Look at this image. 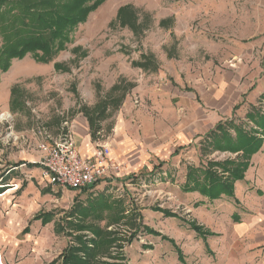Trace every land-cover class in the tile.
I'll use <instances>...</instances> for the list:
<instances>
[{
	"label": "rangeland",
	"instance_id": "374dc122",
	"mask_svg": "<svg viewBox=\"0 0 264 264\" xmlns=\"http://www.w3.org/2000/svg\"><path fill=\"white\" fill-rule=\"evenodd\" d=\"M7 10L4 5L0 15L11 20ZM1 38L0 34V47ZM59 44L62 41L55 43L59 50L48 63L28 54L24 61L11 62V70L23 68L21 73L16 69L8 72L10 67L0 71V86L5 79L17 77L10 110L0 107L4 119L0 149L6 153L5 160L3 155L0 159L6 164L41 165V145L37 147L41 134L60 136L79 122L95 136L91 137L93 143L102 140L131 105L144 111L156 91L166 86L196 87L216 80L210 78L227 69L238 82L239 97L245 102L241 106L251 103L249 112L264 114V0H101L87 19L69 32L62 47ZM243 114L236 111L231 129L220 133L214 129L205 135L194 156L179 164V169L184 164L190 168V185L197 183L199 167L214 164L213 170L223 175L222 166L235 161L237 155L228 149L239 145L235 136L239 131L255 130ZM24 169L31 200L39 191L44 195L48 186H39V176L49 178L39 169ZM16 173L19 176L20 172ZM156 177L130 182L131 177L104 179L74 193L48 188L51 197H44L48 200L39 208L53 214L48 229L55 228V244L63 247L61 254L69 246L86 243L92 248L95 241V259L129 264L130 258L142 251L153 253L160 244L164 246L167 238L153 239L159 232L151 213L176 217L182 216V208L159 203V192L171 189L172 183L159 179L165 176Z\"/></svg>",
	"mask_w": 264,
	"mask_h": 264
},
{
	"label": "crops",
	"instance_id": "0c3cea01",
	"mask_svg": "<svg viewBox=\"0 0 264 264\" xmlns=\"http://www.w3.org/2000/svg\"><path fill=\"white\" fill-rule=\"evenodd\" d=\"M18 60L24 61L26 57ZM11 69L8 72L16 69L21 73L23 68ZM232 77L236 78L227 69L210 78L216 80L200 82L196 87L184 89L183 86H166L153 93L149 108L145 107L142 111L131 105L129 111L120 114L118 122L110 128L109 135L96 140L108 147L109 157L119 165L118 172L108 175L106 181L128 177H131L129 182L141 177L148 181L159 175L165 176L159 179L166 184L170 181L171 189L165 187L166 191L159 192V203L168 208L170 204L182 208V216L171 211L177 214L176 217L165 218L160 212L151 213L153 220L157 219L154 229L160 234L153 239L167 238L161 241L166 243L164 246L159 245L166 250L158 249L156 244L155 252L142 251L137 257H131L129 264L133 260H139L136 264H264V143L252 155L243 179L233 184V195L229 197L208 200L201 193L187 190V165L179 169L183 159L193 157L194 150L202 146L205 135L214 129L215 133H220L216 129L217 125L226 123L227 118L232 125L236 111L242 110L244 119L253 124L246 118L248 113H252L249 112V105L252 104L241 106L244 100L239 97L238 82ZM16 79H5L0 86V107L10 110ZM3 122L4 119H1L0 141ZM89 131L81 122L73 124L68 131L79 152L88 156L93 153L96 143L92 142L91 137L95 136ZM96 132L100 134L99 130ZM44 135L45 132L41 134L37 147L49 146L60 137ZM188 149L193 151L188 152ZM40 153L42 158V151ZM2 155L5 160L6 153L0 149V157ZM7 158L11 159L9 154ZM157 164L159 169L156 168ZM27 165L21 162L13 166L0 159V185L7 182L6 177L9 175V185L0 194L1 264H51L59 260L63 251V247H56L55 228L48 229L53 214L39 208L51 197L48 188L55 187L50 186L49 180L40 174L39 186L48 188L43 190L45 196L39 191L38 196L31 200L30 182L25 179L24 168L27 171L39 169L40 173L42 169L38 164ZM17 171L20 172L19 176L16 175ZM56 189L63 191L59 187ZM37 198L39 200L35 202ZM41 214L50 215L48 224L43 225L39 219L34 220ZM189 223L198 227L201 233L191 230ZM173 245L178 247L180 253Z\"/></svg>",
	"mask_w": 264,
	"mask_h": 264
},
{
	"label": "trees",
	"instance_id": "16d2710c",
	"mask_svg": "<svg viewBox=\"0 0 264 264\" xmlns=\"http://www.w3.org/2000/svg\"><path fill=\"white\" fill-rule=\"evenodd\" d=\"M0 0V11L7 5L8 15L11 20L0 15V34L2 36L0 47V71H7L12 60H18L26 55H32L42 63H48L59 50L55 48L58 41L67 40L68 34L76 25L83 23L90 11L96 9L101 0ZM90 3V5H87ZM62 44H59V46ZM60 47V48H61ZM252 112V111H251ZM248 113L246 118L256 127L255 130L247 133L239 131L235 136L238 146H230L228 149L237 154L233 162H228L220 169L223 175H218L213 168L214 164H207L206 167H199L196 171L197 183H187V190L201 193L208 200L218 199L222 196H232L233 184L243 179L245 170L249 165L252 155L256 154L264 143V114ZM224 126V127H223ZM231 127L229 122L217 125L219 132L227 131ZM221 141V140H220ZM217 141L220 145L221 142ZM231 142V141H230ZM216 144V141H215ZM221 150H226L221 147ZM230 166V167H228ZM228 167V168H227ZM190 168H187V179L191 178ZM3 181V180H2ZM1 181V182H2ZM189 182V181H188ZM6 185H0V194L6 191ZM166 217H173V214L164 213ZM39 219L42 224L50 222V215H38L34 220ZM190 229L200 234L201 231L195 225ZM157 236L160 234H156ZM163 238V237H162ZM167 240V239H166ZM97 243L89 248L86 243L82 246H69L59 257L58 261L51 264H106L95 259ZM84 254L82 259L80 256Z\"/></svg>",
	"mask_w": 264,
	"mask_h": 264
},
{
	"label": "built area",
	"instance_id": "2783aa9c",
	"mask_svg": "<svg viewBox=\"0 0 264 264\" xmlns=\"http://www.w3.org/2000/svg\"><path fill=\"white\" fill-rule=\"evenodd\" d=\"M42 174L50 185L61 189L81 191L116 174L119 165L109 157V149L103 143H95L93 153L83 155L75 146L70 133L60 135L49 146L41 145ZM1 264V261H0Z\"/></svg>",
	"mask_w": 264,
	"mask_h": 264
}]
</instances>
